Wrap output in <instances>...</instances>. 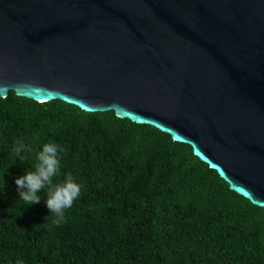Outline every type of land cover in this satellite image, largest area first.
<instances>
[{
  "label": "water",
  "instance_id": "1",
  "mask_svg": "<svg viewBox=\"0 0 264 264\" xmlns=\"http://www.w3.org/2000/svg\"><path fill=\"white\" fill-rule=\"evenodd\" d=\"M114 111L264 209V0H0V97Z\"/></svg>",
  "mask_w": 264,
  "mask_h": 264
},
{
  "label": "trees",
  "instance_id": "2",
  "mask_svg": "<svg viewBox=\"0 0 264 264\" xmlns=\"http://www.w3.org/2000/svg\"><path fill=\"white\" fill-rule=\"evenodd\" d=\"M31 148L23 161L13 142ZM47 142L80 197L58 224L18 200L15 177ZM0 264H264V209L232 191L188 144L150 125L55 100L0 97Z\"/></svg>",
  "mask_w": 264,
  "mask_h": 264
},
{
  "label": "clouds",
  "instance_id": "3",
  "mask_svg": "<svg viewBox=\"0 0 264 264\" xmlns=\"http://www.w3.org/2000/svg\"><path fill=\"white\" fill-rule=\"evenodd\" d=\"M13 153L19 161H23L24 153L31 148L21 140L13 142ZM63 147L56 142L44 143L35 153L36 163L31 170L25 169L23 175L15 177L14 183L18 200L28 207L41 203L40 193L46 190L43 200L49 214L56 217L54 223L64 218L65 210L72 207L80 197L82 184L71 173H66L59 183L54 178L61 171V154Z\"/></svg>",
  "mask_w": 264,
  "mask_h": 264
}]
</instances>
